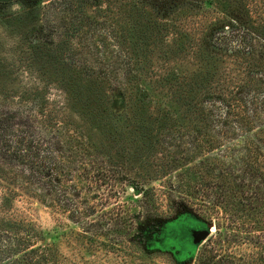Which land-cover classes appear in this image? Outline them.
Returning a JSON list of instances; mask_svg holds the SVG:
<instances>
[{
    "label": "trees",
    "instance_id": "obj_1",
    "mask_svg": "<svg viewBox=\"0 0 264 264\" xmlns=\"http://www.w3.org/2000/svg\"><path fill=\"white\" fill-rule=\"evenodd\" d=\"M45 3L35 6L59 18L62 32L52 25L31 41L28 28L43 30L30 23L34 5L0 19L20 54L0 62V264H66L17 204L53 206L70 223L103 231L79 219L95 213L81 212L76 181L91 186L115 173L133 198L158 206L130 215L133 245L177 217L211 222L199 207L217 224L195 264H264V0ZM46 59L69 78L49 83V65L33 70ZM76 83L85 114L71 105ZM132 161L134 177L126 175ZM153 181L163 204L146 187ZM83 236L71 238L91 252Z\"/></svg>",
    "mask_w": 264,
    "mask_h": 264
},
{
    "label": "rangeland",
    "instance_id": "obj_2",
    "mask_svg": "<svg viewBox=\"0 0 264 264\" xmlns=\"http://www.w3.org/2000/svg\"><path fill=\"white\" fill-rule=\"evenodd\" d=\"M41 1L44 3L46 2L44 6H47L48 2L51 3L56 0ZM38 2H40V0H0V19H3V16H11L13 14L18 16L20 13L22 14V12L26 11L25 5H34L35 16L30 23L35 26H42L43 30L38 29V27L28 28L27 31L29 33L28 35L31 34L29 37L31 41L33 40L34 34L37 37H40V33L42 35H48V27H52V25L56 26L58 33L62 32L63 30L58 27L59 18H56L52 13H47L46 15L45 12L42 13L40 7L35 6ZM14 5H19V9L14 11ZM32 29H34V31ZM57 37V35H51L49 39L55 41ZM14 40L18 42L17 39L11 38L0 25L1 63H7L9 59H11L12 63L17 61L20 54L12 53V51H14L13 48L18 44ZM24 43L26 44L27 42ZM21 44L22 43L19 45L25 49L26 55H29L27 51L28 46ZM32 64L34 66L33 70L37 69L36 67H42V65L50 66V68H47L48 77L46 78L49 83L50 80L59 79V77H62V79L69 78L71 75V70L64 71L63 68L60 67L58 68L57 74H55L53 68L57 66L52 65L51 59L40 60L37 63L32 61ZM39 73L40 72L34 74L37 76V80L40 78L38 77ZM75 80H78V78H75ZM72 87L73 90L75 89L71 104L73 105L74 113L85 114L84 105L79 103L84 99L78 95L79 84H73ZM82 93L83 92H81V94ZM52 95L59 96L56 93ZM136 106L139 109L138 114L144 117L147 112L145 108L147 105L143 103V105L140 104ZM127 114L133 116L136 114V110L132 107L128 110ZM75 115L77 116V114ZM76 120L77 122L80 121L78 119ZM148 146L150 145L143 146L142 148L148 150ZM137 169L138 164L132 161L129 166H127L126 175L134 177ZM104 175L105 176L99 177V180L96 179V183L93 182L91 186H86L88 185L87 182L76 181V185L80 188L82 195V202L79 206L81 212L85 213V209L92 207L95 213L94 216L86 217L83 215L79 219L83 218V222L95 223L100 228L103 227V231H100L98 228L89 227L88 225L85 226L81 223L80 226L82 225V228L86 227V229L90 228L91 230V232L86 234L82 231L83 229L80 226H76L66 219L68 213L57 211L53 206L44 207L33 200L17 204L20 208L19 213L22 216L31 222L38 230L50 233L47 235L45 242L54 244L58 247L62 257L66 258V264H195L203 248L208 245L207 239L212 236L215 238V224H217V221L213 216L209 219L211 215L201 212V209L198 207L195 208L196 213L198 212V215H204L208 220H211V222L202 221L201 216L200 218L191 215L177 217L165 223L155 235L146 240L144 246L139 244L133 245L130 242V238L136 231L129 229L128 225L136 219L134 220L130 215L139 213V218L137 219H141L140 215L147 212H154L158 209V206L152 202L151 198H133L127 182L120 178L122 174L115 173L113 175L114 177L110 174ZM146 187L155 188L158 196V203L163 204L165 202L164 195L160 193L162 190H160L161 186L158 184V181L150 182ZM66 195L68 196L67 193ZM67 209L71 208L68 207ZM112 217L116 219V221L112 220L110 226L108 224V227H106L105 222L108 218ZM107 228H109V230ZM204 230L210 232L209 237L198 245L194 244V233ZM72 233L73 235H76V233L85 235L81 241L84 243L85 249H92V251L87 252L84 249H80L81 245L72 241ZM90 236H93V242H91ZM69 239L71 240L67 243ZM214 242L215 239L212 240L213 244ZM109 251H111V254Z\"/></svg>",
    "mask_w": 264,
    "mask_h": 264
},
{
    "label": "water",
    "instance_id": "obj_3",
    "mask_svg": "<svg viewBox=\"0 0 264 264\" xmlns=\"http://www.w3.org/2000/svg\"><path fill=\"white\" fill-rule=\"evenodd\" d=\"M210 232L208 230L198 231L194 233V244L198 245L209 237Z\"/></svg>",
    "mask_w": 264,
    "mask_h": 264
},
{
    "label": "clouds",
    "instance_id": "obj_4",
    "mask_svg": "<svg viewBox=\"0 0 264 264\" xmlns=\"http://www.w3.org/2000/svg\"><path fill=\"white\" fill-rule=\"evenodd\" d=\"M19 9V5H14L13 6V10L15 11V10H18Z\"/></svg>",
    "mask_w": 264,
    "mask_h": 264
}]
</instances>
